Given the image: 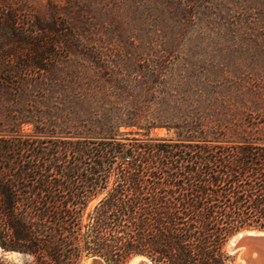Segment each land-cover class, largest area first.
Returning a JSON list of instances; mask_svg holds the SVG:
<instances>
[{"label": "trees", "instance_id": "trees-1", "mask_svg": "<svg viewBox=\"0 0 264 264\" xmlns=\"http://www.w3.org/2000/svg\"><path fill=\"white\" fill-rule=\"evenodd\" d=\"M22 10L0 0V90L37 96L0 123V244L30 253L27 264L87 254L124 264L136 253L234 264L228 237L264 228V82L249 112L222 81L150 83L164 97L124 117L97 107L94 79L60 65L66 27ZM120 124L142 135L122 139ZM157 126L174 135L149 134Z\"/></svg>", "mask_w": 264, "mask_h": 264}, {"label": "rangeland", "instance_id": "rangeland-1", "mask_svg": "<svg viewBox=\"0 0 264 264\" xmlns=\"http://www.w3.org/2000/svg\"><path fill=\"white\" fill-rule=\"evenodd\" d=\"M17 1L23 10H32L33 16L46 13L66 27L68 44L63 47L69 48L68 57L58 61L71 70L69 77L79 70L85 79L100 85L99 109L109 107L125 117L129 108H145L150 96L155 100L164 97L158 88L146 91L150 83L160 88L163 82L206 80L222 81L228 90L225 94L245 105L244 112L256 108L253 89L264 82V0ZM20 61L16 58L14 62ZM153 67L162 72L152 73ZM186 69L193 72L188 74ZM35 93L0 90V123L9 109L37 99ZM23 129L30 130L31 124L24 123ZM118 130L124 140L143 132L124 124ZM149 134L170 136L174 132L157 126ZM231 235L226 248L234 264H240V248L228 247ZM132 256L124 264H130ZM32 258L26 251L0 244V264H27ZM94 260L107 264L97 254L83 255L78 264H94Z\"/></svg>", "mask_w": 264, "mask_h": 264}, {"label": "water", "instance_id": "water-1", "mask_svg": "<svg viewBox=\"0 0 264 264\" xmlns=\"http://www.w3.org/2000/svg\"><path fill=\"white\" fill-rule=\"evenodd\" d=\"M249 230L264 231V228H262V227H245V228H241V229L237 230L235 233H233L231 235V237H232L234 234L238 233L239 231H244V233H242V235L240 236V240H242V239L248 240L247 243L249 244V247H248L247 251H244L243 253H241V255H240V251L238 253V259H239L240 264H251L252 259L249 255L251 251L255 252L256 255H261V254L264 255V234H258V233L248 234L245 232V231H249ZM231 237H230V239H231ZM230 239H229V243H228V247L230 250L238 248V247L240 248V246L232 244ZM261 244H262V247H259V245H261ZM136 255L144 256L147 259V261L144 262L143 264H153L151 259L149 258V256H147L146 254L136 253V254H133L132 257H134ZM94 264H100V261L94 260ZM130 264H132V263H130ZM133 264H138V263H133Z\"/></svg>", "mask_w": 264, "mask_h": 264}, {"label": "bare ground", "instance_id": "bare-ground-1", "mask_svg": "<svg viewBox=\"0 0 264 264\" xmlns=\"http://www.w3.org/2000/svg\"><path fill=\"white\" fill-rule=\"evenodd\" d=\"M248 234H264V231H257V230H249V231H245ZM242 233H244V231H239L238 233L234 234L231 238V243L235 244L237 246H240V255L241 253H243L244 251H247L249 244L247 243L248 240L246 239H242L240 240V236L242 235ZM259 247H262V244L259 245ZM250 257H251V264H264V255H256L255 252L251 251L250 252ZM241 258V257H240ZM147 259L144 256L141 255H136L130 263H138V264H143L144 262H146Z\"/></svg>", "mask_w": 264, "mask_h": 264}]
</instances>
